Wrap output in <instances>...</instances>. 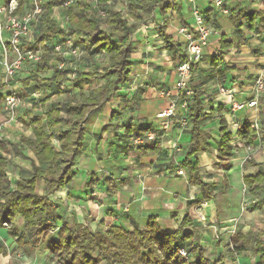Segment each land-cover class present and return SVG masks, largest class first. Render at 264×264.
Masks as SVG:
<instances>
[{"label":"clouds","instance_id":"obj_1","mask_svg":"<svg viewBox=\"0 0 264 264\" xmlns=\"http://www.w3.org/2000/svg\"><path fill=\"white\" fill-rule=\"evenodd\" d=\"M0 264H264V0H0Z\"/></svg>","mask_w":264,"mask_h":264},{"label":"crops","instance_id":"obj_2","mask_svg":"<svg viewBox=\"0 0 264 264\" xmlns=\"http://www.w3.org/2000/svg\"><path fill=\"white\" fill-rule=\"evenodd\" d=\"M0 235H2V233H0Z\"/></svg>","mask_w":264,"mask_h":264}]
</instances>
